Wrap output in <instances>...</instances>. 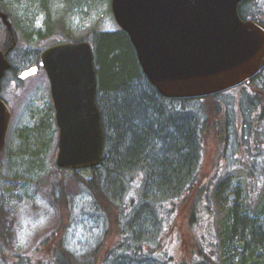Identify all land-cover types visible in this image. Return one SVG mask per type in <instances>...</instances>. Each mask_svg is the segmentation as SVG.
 Wrapping results in <instances>:
<instances>
[{"label": "rangeland", "instance_id": "obj_1", "mask_svg": "<svg viewBox=\"0 0 264 264\" xmlns=\"http://www.w3.org/2000/svg\"><path fill=\"white\" fill-rule=\"evenodd\" d=\"M1 4L18 27L17 50L10 55V60L21 70L32 66L42 51L53 46L52 43L65 42L56 36L53 40L49 37L41 39L50 24L77 41L95 32L113 35L119 31L107 1L2 0ZM47 13L50 22H46ZM26 32L32 36L28 43L23 41ZM2 38L0 26V43ZM91 48L95 50L93 45ZM12 81V76L6 75L0 92L10 111L4 148L0 154V250L5 256L20 257L41 249L43 256H49L53 249L45 242L57 233L59 239L61 234L64 246L72 254L84 256L101 242L107 230L106 218L90 201L89 192L74 183L73 174L88 180L97 172L91 171L93 169L62 170L56 166L58 129L45 72L41 71L23 82ZM236 95L237 92L217 101H232ZM193 117L186 114L176 118L191 123ZM251 128L249 125L246 137L233 130L227 141V150L222 152L221 174L214 182L207 180L215 183L207 205L208 212L195 209L192 223L187 214L195 201L184 208L183 216H176L171 202H180L179 197L175 198L178 193L161 194L166 189L158 190L151 181L153 172L149 165L146 168L140 164L130 169L118 168V160L107 144L109 148L98 168L108 176L105 188L111 201L115 204L131 202V218L126 228L133 239L131 247L142 250L136 251L133 259L130 258L132 253L122 252V255H117L118 259H110V264H176L175 261L183 256L188 257V264H193L190 250L198 236L204 237L206 250L212 253L211 259L216 264H240L241 259L250 255L255 242L248 230L243 233L244 237L240 236L242 230L237 228L239 223L236 221L241 220L244 224L242 219H246L252 230L264 234V213L261 214L264 208V120L258 125L256 123L253 130ZM249 133L253 136L252 141H248ZM253 145L256 146V159L253 160L257 165L253 171L256 176L252 180L255 186L247 182L248 174L242 165L243 156H246L243 149L249 151ZM211 162L209 160L206 164L202 177L211 175ZM200 165L197 162V168ZM192 170L197 172L195 167ZM135 177L140 183L131 181ZM188 181L186 179L185 183ZM61 192L67 196L66 204L56 200ZM65 209H70L69 217L64 214ZM228 210H233V213L228 218L230 222L225 229L227 238L223 247L220 243V221L224 211ZM155 246L160 248L150 249ZM107 248L96 255H99V262L107 259L110 247ZM255 250L256 264H264V237L259 249ZM164 253L174 262L168 263L163 259Z\"/></svg>", "mask_w": 264, "mask_h": 264}, {"label": "trees", "instance_id": "obj_2", "mask_svg": "<svg viewBox=\"0 0 264 264\" xmlns=\"http://www.w3.org/2000/svg\"><path fill=\"white\" fill-rule=\"evenodd\" d=\"M1 1L0 10L8 17L13 38L10 37L0 23L3 32L0 51L7 52V60L11 65V70L6 75L10 74L14 83L18 81L17 75L21 71L10 60V55L17 50V26L11 20L8 10L2 6ZM98 1L101 2V0ZM102 1L110 3V0ZM238 11L241 19L253 20L264 25V0L246 1L239 6ZM46 16V22H50L49 13ZM55 36L62 37L65 42H87L95 48L93 50V61L97 79L96 102L101 115L103 131L102 162L104 161L105 151L111 146V152L118 161H129L128 156L132 155L135 162L140 161V166L146 168L149 163L153 172L154 185L158 186V190L160 188H176L180 182L188 179L187 185L180 186L179 190L174 193L175 195L178 193L175 198L179 197L180 202L177 204L171 202V205L174 206L173 212H176V216L179 214L183 216L184 208L191 201H195V205L189 208V213L187 211L190 223L193 221L195 209L197 211L198 208L205 209L208 212L207 205H209V199L211 200L212 197L211 189L215 185V183H209L208 179L214 182L221 174L222 152L225 153V150H227V141L234 133L233 130L243 133L242 137H246L245 134L249 132V125L253 130L256 123L258 125L259 122L264 120V68L248 83L226 93L201 99L169 100L161 97L144 77L135 52L124 32L119 30L113 35L95 32L91 36L77 41L71 36L69 37V33L62 29L57 30L55 26L50 24L41 39L49 37L50 40H53ZM31 39V34L24 33L23 41L25 43H28ZM13 42H15L14 46ZM58 43L63 42L52 44ZM235 92L238 95L232 101H223L222 103L217 101L219 98ZM186 114L194 116L191 123L176 118ZM252 139L253 136L249 133L248 141H252ZM107 144L110 145L107 146ZM219 145L220 149H218ZM254 147L256 146L253 145L251 149H248L249 151L244 149L242 151L246 155L243 156L242 165L248 174L247 182L250 183L256 176L253 173L257 167L253 160L256 159ZM193 160L196 163L195 169L197 172L190 173L187 177ZM209 160H212L210 167L212 173L202 177L203 169H207L206 164ZM197 162L201 163L198 168ZM91 171L97 172V174L93 173L91 179L87 180L76 173L73 174V177L77 186L83 187L89 192L92 203L106 218L107 230L97 247L84 256H76L64 246L61 234H59V239L57 233H55L52 234L51 239L45 242L53 249L49 256H43L41 249L33 250L30 255L20 257L5 256L0 250V262L4 264H110L109 260L115 259L122 252L132 253L131 259L136 257L134 256L136 251L142 250L131 247L130 244L133 239L130 238L131 235L126 228L131 218L129 211L131 202L127 201L124 204L112 202L105 188L108 183V176L101 172L99 168ZM106 172H108L107 168ZM131 181L139 182L137 177L132 178ZM252 184L254 185L253 182ZM56 200L66 204L67 196L64 192H61L60 198ZM64 211L66 217H69L70 209ZM232 213L233 210L232 212L228 210L226 213L224 211L220 221L222 233L220 243H223V247L225 238H227L225 229L230 222L229 215H232ZM242 221H244V224H241L243 223L241 220L236 221L239 223L237 228L242 230L240 236L244 237L243 233L248 230L255 245L250 255H246V258L240 260V264H256L257 258L254 253L257 250L255 249H259L264 234L252 230L251 226L248 225L249 221H246V219H242ZM246 222L247 224H245ZM198 237V241L194 242L190 250L191 261L194 262L193 264H216L211 259L212 253L210 254L206 250L208 248L204 243V237ZM246 238L245 236V240ZM214 241L216 243L217 239ZM107 245L110 247L107 259L99 262V255H96L103 250H107ZM157 247L150 249L157 250ZM162 257L168 263L174 262L165 253ZM187 258V256H183L175 263L188 264L186 262Z\"/></svg>", "mask_w": 264, "mask_h": 264}, {"label": "water", "instance_id": "obj_3", "mask_svg": "<svg viewBox=\"0 0 264 264\" xmlns=\"http://www.w3.org/2000/svg\"><path fill=\"white\" fill-rule=\"evenodd\" d=\"M250 0H111L113 19L126 34L139 67L165 99L213 96L256 76L264 67V25L243 20ZM0 22L13 38L7 15ZM15 42H13V46ZM11 69L0 51V85ZM43 70L58 129L56 166L78 171L102 162L103 131L96 103V73L89 43H63L42 51L24 81ZM10 112L0 99V154Z\"/></svg>", "mask_w": 264, "mask_h": 264}, {"label": "bare ground", "instance_id": "obj_4", "mask_svg": "<svg viewBox=\"0 0 264 264\" xmlns=\"http://www.w3.org/2000/svg\"><path fill=\"white\" fill-rule=\"evenodd\" d=\"M128 158L131 160H129V161H125V162H121V161H118V168L119 167H121V168H123V169H130V167H132V166H136L137 164H140L139 162V160L138 161H136L135 162V160L133 159V157H132V155L131 156H128ZM148 165H149V163H148ZM150 166V165H149ZM195 167V161L193 160L192 161V164H191V169H190V171H191V174L192 173H194V171L192 170L193 168ZM152 180V182H154V179H153V174H152V178H151ZM185 181H186V179L184 180V181H182V182H180V184L176 187V188H172V189H168V188H166V192L165 193H161V194H165V195H169V194H174V193H176L178 190H179V187L180 186H186L187 185V183H185ZM185 183V184H184ZM153 185V184H152ZM91 198V197H90ZM90 201L92 202V198L90 199ZM263 213H264V208H263V211H262V215H263Z\"/></svg>", "mask_w": 264, "mask_h": 264}]
</instances>
